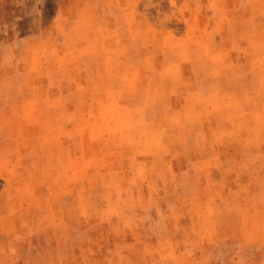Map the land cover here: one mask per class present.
<instances>
[{
	"label": "rangeland",
	"instance_id": "374dc122",
	"mask_svg": "<svg viewBox=\"0 0 264 264\" xmlns=\"http://www.w3.org/2000/svg\"><path fill=\"white\" fill-rule=\"evenodd\" d=\"M42 2L53 6L0 0V264H264V44L237 49L248 57L236 72L221 62L211 74L196 55L218 43L165 41L195 13L201 39L220 30L228 40L230 26L264 19V0H204L198 10L195 0H144L156 57L125 93L107 89L126 75H94L93 89L79 88L84 76L62 71L58 52L46 56L57 66L34 69L31 83L10 74L31 63L19 57H30L23 22ZM123 49L135 63L147 50ZM183 78L214 87L194 93L203 121L145 122L161 102L133 86L173 94ZM173 105L178 119L193 108Z\"/></svg>",
	"mask_w": 264,
	"mask_h": 264
},
{
	"label": "crops",
	"instance_id": "0c3cea01",
	"mask_svg": "<svg viewBox=\"0 0 264 264\" xmlns=\"http://www.w3.org/2000/svg\"><path fill=\"white\" fill-rule=\"evenodd\" d=\"M144 0H53V6L42 2L37 7V15L35 20L23 22L26 32L25 41L29 44L30 57L28 52L24 55H20L21 58H27L31 60L30 65L28 63L19 64L18 69L15 64L10 70L11 75H14L16 79L22 84H28L32 82L30 76H32L34 69H46L55 68L57 65H48L46 56L51 52H58L62 55L61 69L69 75H74L80 78L84 76V82L78 81L79 88H91L93 89L94 75H126L125 81L120 85L112 86L111 88L105 87L107 90H117L125 93L128 91L129 76H133V80L136 77H140L142 74H151L152 58L156 57L153 50L154 44L157 42L155 24L144 13ZM193 1V0H191ZM204 0H195V8L198 10ZM40 3V2H38ZM193 7V6H190ZM52 8V13H50ZM148 18V19H147ZM196 13L192 22L186 26V32L181 36H173L168 31L165 34V41L168 43L183 41L186 44L194 43L200 40L201 42L211 41L212 43H218L219 50L213 49L211 51H204L203 48L197 51V68H205L206 63L209 64V71L211 74H221V62L228 63V68L236 72L237 65L235 64L237 59H246L247 50L244 53L236 52L237 49H246L249 44L262 43L264 44V19L255 21L248 30H242L239 22L230 26V34L227 38L220 33H211L207 36V39H201L197 33H199V27H204V22H198L196 20ZM34 19V18H33ZM202 20V19H200ZM126 23L132 27V33L127 34L124 31ZM84 29V33L69 34L74 29ZM245 28V26H244ZM198 30V31H197ZM259 31V33H258ZM36 32V36L33 33ZM69 32V33H68ZM67 33V35L65 34ZM128 35V36H127ZM228 42L230 44V51L223 50L222 45ZM126 43H142L146 48V55L143 56V60L139 59L137 63L131 62V60L124 54V45ZM115 46L116 52L111 54L109 46ZM136 53H138L136 51ZM41 55L43 62H40ZM18 57V56H14ZM37 60V62H35ZM79 62V64H78ZM147 63V66L142 65ZM40 64V65H39ZM110 64L112 67H110ZM30 69H25L26 67ZM37 66V67H34ZM182 73L189 69L181 67ZM168 73V71H167ZM245 73V71H244ZM184 74V73H183ZM40 75V74H38ZM13 76V77H14ZM149 80V79H148ZM77 82V81H75ZM76 85V86H77ZM80 85V86H79ZM114 85V84H113ZM189 79L183 78L182 81H177L174 86L171 87V91L174 93L166 94L160 93L159 95L154 91L162 90L164 84L156 89L153 84L147 82L146 85L138 83L133 86V90L139 93L143 91V96L148 100L158 99L161 102L162 111L160 113H153L149 118L145 119L148 123H193L197 124L202 122L203 118L200 116V109L204 107V103L194 104L195 91L214 90V87L205 85L203 88L197 87ZM102 85L100 89L102 90ZM154 93V94H153ZM103 99V97H98ZM185 102V106L192 105V110L186 109L181 119L177 117L179 114L173 110L174 102L177 104ZM195 105V106H194ZM187 130L188 128L185 127Z\"/></svg>",
	"mask_w": 264,
	"mask_h": 264
}]
</instances>
